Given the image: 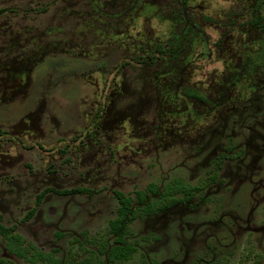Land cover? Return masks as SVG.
<instances>
[{
    "label": "rangeland",
    "instance_id": "1",
    "mask_svg": "<svg viewBox=\"0 0 264 264\" xmlns=\"http://www.w3.org/2000/svg\"><path fill=\"white\" fill-rule=\"evenodd\" d=\"M263 27L264 0H0L3 223L80 259L110 236L116 191L180 180L191 203L131 221L119 264H264Z\"/></svg>",
    "mask_w": 264,
    "mask_h": 264
},
{
    "label": "trees",
    "instance_id": "2",
    "mask_svg": "<svg viewBox=\"0 0 264 264\" xmlns=\"http://www.w3.org/2000/svg\"><path fill=\"white\" fill-rule=\"evenodd\" d=\"M184 3L187 0H182ZM260 4V3H259ZM252 6L253 12L257 15L260 11V5ZM260 17L255 19V24H258ZM264 28V27H263ZM194 31L192 26H187L186 31L184 32L185 37L187 38L189 30ZM184 37V38H185ZM181 38V37H178ZM158 54L162 57L164 55L174 56L177 53V47L173 45H162L156 48ZM245 69L249 70V74L245 73L246 76L252 75L251 65H245ZM236 79L232 78L234 84L240 82V73L234 75ZM249 78V77H248ZM251 79H248V81ZM179 81L182 82L180 79ZM225 89V88H224ZM228 92V90L226 89ZM230 93V91L228 92ZM226 94V92H225ZM225 94L220 96V98L225 97ZM182 96L188 100H196L200 103H207L206 96L201 93V91L196 86H182ZM228 96V94L226 95ZM179 95L175 96V98ZM161 99V98H160ZM218 102V101H217ZM219 103V102H218ZM197 188L187 185L183 181L176 180L171 184H167L164 187H160L156 184H151L147 190L137 191L135 196L127 195L121 191H116L115 196L119 201L118 216L115 220L110 222L111 233L115 235L114 244L109 248L106 240L103 241L102 248H100V254L105 256L104 259L100 258L97 253H91L89 256L81 260H73L72 263L68 262L66 264H116L122 263L131 258L135 253L136 248L127 243L125 236L127 232V224L139 216L155 215L160 212H164L176 204L190 200L194 196V191ZM89 191L88 189L75 188L65 191H56L61 194H79ZM0 233L3 234L7 239H9L8 248L12 253H15L19 256H26L24 248H22V243L24 239L13 232L12 229L7 228L2 223V215L0 214ZM263 256L261 254H256L254 256L251 250L243 255L239 264H260ZM33 264H63L61 260L55 258L53 255L44 254L38 249H35L33 257L29 258ZM0 264H13L11 261H8L0 257Z\"/></svg>",
    "mask_w": 264,
    "mask_h": 264
},
{
    "label": "flooded vegetation",
    "instance_id": "3",
    "mask_svg": "<svg viewBox=\"0 0 264 264\" xmlns=\"http://www.w3.org/2000/svg\"><path fill=\"white\" fill-rule=\"evenodd\" d=\"M195 188H197V187H195ZM197 189H198V188H197ZM197 189H196V190H197ZM54 191L56 192V191H58V190H54ZM57 194H58V193H57ZM194 194H195V191H194ZM59 195H61V193H60ZM62 195H64V196H69V195H73V194H62ZM193 197H194V196H193ZM193 197H192L190 200H187V201H184V202H181V203L176 204L174 207H172V208H170V209H168V210H171V209L175 208L177 205H182V204H185V203H187V204L191 203ZM116 198H117V197H116ZM117 200H118V199H117ZM118 203H119V201H118ZM118 208H119V207H118ZM168 210H166V211H168ZM166 211H164V212H166ZM160 213H163V212H160ZM160 213H157V214H155V215H158V214H160ZM0 214H1V212H0ZM1 215H2V214H1ZM155 215H147V216L151 217V216H155ZM117 216H118V210H117ZM117 216H116L114 219H112V220H115V219L117 218ZM135 219H136V218H135ZM135 219H134V220H135ZM112 220H111V221H112ZM111 221H110V222H111ZM131 221H133V220H131ZM131 221H130V222H131ZM110 222H109V234H110V236L107 237V238H102L101 240H99V243H98V244H99V248H98V250H96V251H92V252H90L88 255H86V256H84V257H82V258H80V259H77V258L75 257L76 255H75V254H72V253L66 255L65 258H62V257L57 256L55 251H52V252H50V253H46V252H44L43 250H41L39 247H37L34 243H28V242H26V239H25L21 234H19V233L17 232V230H16V228H15L14 226H10V227H9V226H6V225L3 223V215H2V223H3L7 228L12 229L13 232H14L15 234L20 235V236L24 239V241H23V243H22V248H24L25 253H26L27 255H26V256H19V255L15 254V253H12V252L9 250V248H8V245H9V239H7V238H6L3 234H1V233H0V237H1V238L3 239V241L5 242V248H6V251H7L9 254H11V255H13V256H16V257H18V258H20V259H26L27 262H28L29 264H33V263L29 260V258L33 257V254H34V252H35V249H38L39 251H41V252L44 253V254H50V255H53L55 258L61 260V262H62L63 264H66V263H68V262L72 263L73 260H81V259H83V258L89 256L91 253H94V252L97 253V254L100 256V258L104 259L105 256H103V255L100 254V248H102L103 241L106 240V242H107L109 248H111V246L114 244V238H115V235H113V234L111 233ZM130 222L127 224V226L130 224ZM127 229H128V227H127ZM127 231H128V230H127ZM125 239H126L127 243H129V244H131V245H133V246L135 247L134 244H132V243H130V242L128 241V239H127V232H126ZM135 248H136V247H135ZM0 257L4 258V257L1 255V251H0ZM4 259H6V258H4ZM6 260H8V259H6ZM8 261H10V260H8ZM116 264H119V262L116 263Z\"/></svg>",
    "mask_w": 264,
    "mask_h": 264
}]
</instances>
